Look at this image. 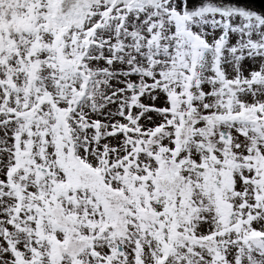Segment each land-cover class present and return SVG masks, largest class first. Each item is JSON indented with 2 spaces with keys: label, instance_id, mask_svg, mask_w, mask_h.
Here are the masks:
<instances>
[{
  "label": "snow or ice",
  "instance_id": "obj_1",
  "mask_svg": "<svg viewBox=\"0 0 264 264\" xmlns=\"http://www.w3.org/2000/svg\"><path fill=\"white\" fill-rule=\"evenodd\" d=\"M188 5L0 0V264H264V14Z\"/></svg>",
  "mask_w": 264,
  "mask_h": 264
},
{
  "label": "water",
  "instance_id": "obj_2",
  "mask_svg": "<svg viewBox=\"0 0 264 264\" xmlns=\"http://www.w3.org/2000/svg\"><path fill=\"white\" fill-rule=\"evenodd\" d=\"M218 4H237L258 13L264 14V0H214ZM203 3V0H189V7H195Z\"/></svg>",
  "mask_w": 264,
  "mask_h": 264
},
{
  "label": "rangeland",
  "instance_id": "obj_3",
  "mask_svg": "<svg viewBox=\"0 0 264 264\" xmlns=\"http://www.w3.org/2000/svg\"><path fill=\"white\" fill-rule=\"evenodd\" d=\"M247 68H251V67H253L250 63H246V65H245ZM133 79H135V77L133 78ZM146 103L148 102V101H145Z\"/></svg>",
  "mask_w": 264,
  "mask_h": 264
}]
</instances>
